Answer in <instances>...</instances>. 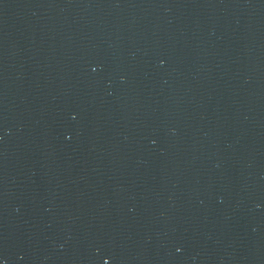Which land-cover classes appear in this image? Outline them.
Instances as JSON below:
<instances>
[{"label":"water","instance_id":"obj_1","mask_svg":"<svg viewBox=\"0 0 264 264\" xmlns=\"http://www.w3.org/2000/svg\"><path fill=\"white\" fill-rule=\"evenodd\" d=\"M0 264H264V0H0Z\"/></svg>","mask_w":264,"mask_h":264}]
</instances>
